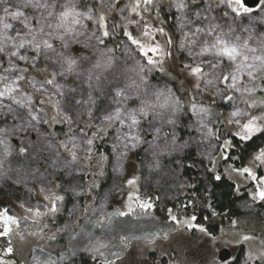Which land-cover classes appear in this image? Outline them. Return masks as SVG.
I'll list each match as a JSON object with an SVG mask.
<instances>
[{
    "label": "rangeland",
    "instance_id": "obj_1",
    "mask_svg": "<svg viewBox=\"0 0 264 264\" xmlns=\"http://www.w3.org/2000/svg\"><path fill=\"white\" fill-rule=\"evenodd\" d=\"M53 2L55 13L61 11L68 0H49ZM133 2L74 0L77 10L90 14L93 19H82L83 34L75 36L67 50L61 41H52L58 52L70 53L79 62L76 72L56 75L62 94H57V89L51 85H45L47 90L42 92L32 87L33 82L39 87L47 76L52 79L53 72L61 71L54 55H41L33 63L31 57L35 53L27 49L21 51L30 57L29 61L14 60L15 73L25 77L20 81L24 96L17 98L31 96L33 114L39 117V122L29 124L25 108L8 97L0 98V105L13 109L11 113L8 107L0 109V129L7 133L0 134V140L4 141L0 143V184L9 182L22 187L21 199L11 200L0 209V264H77L80 255L87 257L90 264H229L237 258L240 264L264 262V200L257 195L259 190H264V164L253 162L255 153L264 148V133L255 134L262 137L263 144L240 164L238 157L230 155L231 141L225 136L239 132L234 123H229L230 113L236 107L247 109L246 97L242 98L240 93L228 90L219 82L215 86L206 85L204 79H197L185 67L204 61L202 66L209 73L207 79H211L213 69L207 64L212 57L205 59L196 53L204 41H211L220 32L229 33L233 40L236 37L241 41L248 39L250 46L259 49L264 42V0H259L256 7L242 15L232 11L236 7L234 0H185L187 8L183 11L175 7L174 0H152L151 4L141 2L138 13L128 10ZM20 3L21 0H7V3L0 0V15L3 7L15 10L13 6ZM161 8L174 14L172 34L166 32L160 19ZM20 10L32 18L33 26L44 14L31 7ZM100 16L105 17L108 36H103L105 29L97 23ZM8 22L13 24L8 30L11 36L23 27L19 21L9 19ZM45 23H55V20L49 18ZM214 25L219 27L209 36L207 30ZM146 26L150 36H145L141 42L143 51L119 32L124 28L123 31L130 33L131 29V32L139 31L140 37ZM197 28L205 31L194 37L196 45L189 46L185 33L195 32ZM156 45H159L157 52L149 51ZM189 51L193 55L190 56ZM179 53L183 56L182 62L175 63ZM149 59L156 63L149 64ZM109 60L107 67H93L98 61L104 64ZM175 64L183 66H178V80L166 74ZM8 67L6 51L0 53V75L13 76L5 72ZM141 67L143 72H140ZM230 70L231 62L227 60L215 69L217 74ZM35 72L37 78L30 77ZM162 73L168 80L161 79ZM141 76L146 78L141 92L171 90L179 101V111L174 117L176 123H167V113L163 118H154L150 113L141 120L138 131L143 142L135 148L120 147L113 152L117 134L114 127L108 129L103 139H94L89 156L88 146L83 141L92 138L105 110L112 111L116 107L115 89L133 82L139 85ZM172 80L177 82L176 87L169 83ZM243 82L247 83V77ZM252 83L257 85L252 97L257 107L248 110L252 115H264V105L260 104L264 100V91H261L264 79L258 78ZM127 92L135 99V103L129 100L127 106H139L140 101L135 97L137 89L133 86ZM228 95L234 99L227 101L224 97ZM193 104L197 111L201 107L207 109V114L197 115ZM50 121L61 129L50 131L47 127ZM156 129H160L159 133ZM71 137L76 138L80 147L76 149L77 161L69 164L71 156L62 142L67 143ZM98 145L100 150L107 149L108 163L98 161ZM22 148L27 151L21 153ZM188 149H194L196 156L204 161L205 166L199 169H205L214 178L223 176L234 184L235 193L242 196L241 216L227 219L208 210L211 218L204 216V224L197 222L199 201L191 191L192 185L172 166L177 163L176 157ZM121 152L125 154L117 164ZM244 167L252 168L257 179L239 175L236 170ZM105 170H109L111 177L108 184L100 188L96 175L101 176ZM57 174L63 179L59 180ZM51 193L64 198L57 204L59 210L36 216L37 209L42 213L47 211L51 201L46 197ZM119 212L126 215H115ZM208 224L217 226L215 234L208 232ZM53 236L55 238L51 239ZM221 250H227L230 255L220 260Z\"/></svg>",
    "mask_w": 264,
    "mask_h": 264
},
{
    "label": "snow or ice",
    "instance_id": "obj_2",
    "mask_svg": "<svg viewBox=\"0 0 264 264\" xmlns=\"http://www.w3.org/2000/svg\"><path fill=\"white\" fill-rule=\"evenodd\" d=\"M4 3H7V0H3ZM141 2L144 4H151L152 0H134V2L128 6V10L132 13H138ZM175 7L183 11L187 8L185 0H174ZM236 7L232 8V11L237 15H242L250 11L248 7L244 6V0H234ZM231 6V4H229ZM15 10H10V7L2 8V15H0V53H5L9 57V67L5 69V72L13 73V76L9 75H0V98L8 97L12 99L17 105L25 108L28 111L30 117L29 124L31 121L39 122V117L33 114V109L31 105V96H27L22 99H18V96L23 97L24 94L21 91L20 81H23L25 77L22 74H16L15 69L17 65L14 63V60L19 61H29L30 57L28 55L22 54L21 50L31 49L35 55L31 57L33 63L41 56L52 54L56 57L55 63L59 64L61 71L59 73L53 72L52 79H48L44 84H40L37 87V82L32 83V87L37 92L46 91L45 85H51L53 88L57 89V94H62L59 90L61 85L55 81L56 75H65L71 74L77 71L79 67V62L74 58L70 53L65 54V52H58L52 43L53 40H59L62 42V47L67 50L69 48L70 41L75 36L82 35L81 29L85 27L84 24H81L83 18L92 20L93 17L84 12L77 10L74 0H68L62 6V10L59 12L53 11L56 7L55 4L49 3V0H21L20 4L13 6ZM21 7H31L33 9H40L44 14H42L36 22V26L32 25V18L27 16L24 11H21ZM197 15H199L197 13ZM53 18L55 23H45ZM19 21L22 24V28L15 36L8 34V30L13 28V24L8 21ZM134 22V21H130ZM98 25L105 29L103 31V36H108L109 32L106 30L107 25L105 22V17L100 16ZM189 23H191L189 21ZM183 27V25H181ZM219 25H214L212 28L207 30L209 36H213L215 29ZM161 33L163 29H159ZM202 28H197L195 32L185 33V40L189 46L196 45L197 41L194 38L196 34L204 32ZM94 35V34H93ZM125 35L129 37L133 44H136L138 47H141V50H144V46L141 44V41L132 36L131 33L125 32ZM144 35L150 36V32L146 29ZM100 43H103V40L99 37H96ZM171 43V41H169ZM181 47H185V44L182 43ZM159 50V45L151 47L149 51L157 52ZM259 51V54L257 52ZM111 52V49L108 50ZM144 54L147 56L148 52L145 51ZM101 55H105L101 53ZM189 55H193L189 51ZM197 56H203L207 59L209 56L212 59L208 62L207 67L213 69L211 79H207L209 73L205 72L204 67L202 66L204 61L196 64L195 66L185 65L186 68L190 69V74L197 77V79H204L206 85L215 86L218 82L224 84L228 90L240 93L241 97H246L244 102L247 104V109H241L240 107L234 108L230 113L231 119L229 123H234L240 130L236 135L241 140H251L256 133H264V115H252L248 109L256 108L257 102L255 99H252L255 92L257 91V85L254 81L259 79H264V42L259 46V49L252 47L248 43V39L241 41L240 37H236L235 40L229 38V33H216L213 36L211 41H204L200 46L199 52L196 53ZM51 58V57H49ZM223 60L231 62V70L226 73L217 74L215 69L220 67V64ZM111 61H107L102 64L98 61L93 65L95 69H100L102 67L109 66ZM149 64H155L156 61L149 59ZM140 72H143V68H140ZM247 77V83H244V78ZM91 80V77H89ZM99 79V77H97ZM141 84L137 85L133 82L132 85H127L125 88L115 89V97L118 99L115 100L116 107L112 111L105 110V114L101 117V123L96 126V130L92 133V138H87L83 141L84 144L88 146V153L91 156L92 146L94 144V139L100 138L103 139L108 134V129L116 128V143L112 145L113 152H116L120 147L127 150L128 148H135L139 143H142V137L139 134L138 128L142 119H145L151 113L154 118H163L165 113L168 114L167 123L175 124L174 119L175 114L179 111V101L174 97L171 90H156L152 93L141 92L140 88L146 82V78L140 77ZM251 85V86H249ZM135 87L137 92L135 93L136 99H139V106L129 107L127 103L129 100H132L135 103V99L128 94L127 89L130 87ZM91 87V84L89 85ZM200 85L197 84V88ZM264 91V89H261ZM219 92V89H217ZM151 97V98H149ZM227 101H232L234 97L228 95L224 97ZM52 97L49 96V101ZM91 99V97L89 98ZM80 103V101H77ZM261 105H264V100L260 101ZM3 107H8V112H13V109L10 106L0 105V109ZM193 111L199 113L207 114V109L200 108L197 111L196 105H192ZM89 115H91V109H89ZM67 118V117H66ZM70 119V118H68ZM202 123V121H201ZM91 127V125H89ZM125 129H127L125 131ZM159 133L160 129L155 130ZM0 134L7 135V133L0 129ZM175 142V136L172 138V143ZM0 143H4L3 140H0ZM227 144V142H226ZM62 147L69 153L71 160L69 164L74 163L78 159V154L76 149L80 147V143L76 141L75 137H71L67 143L62 142ZM27 149H20L21 153L26 152ZM125 153L121 152L117 159V164H119V158L122 157ZM108 157L101 155L100 160L106 161ZM253 162H258L259 164H264V148H260L255 155L253 156ZM239 175H248L251 179L256 180L257 177L253 173L252 168L244 167L242 169L236 170ZM216 179H220L219 176ZM129 183H134V181H129ZM258 197L264 200V190H259L257 193ZM50 206L47 207L46 212H40L39 209L36 210V216H44L48 213H56L59 209L57 207L58 202L62 201L63 196L56 195L51 193L49 197ZM149 206L150 205H141ZM31 212L32 209H29ZM129 211H132L129 208ZM115 215H126L124 212L115 213ZM175 219V217H173ZM203 230V229H202ZM54 239L55 237H50ZM126 239V238H122ZM248 239V237H245ZM12 249H8L10 252ZM115 255V254H114Z\"/></svg>",
    "mask_w": 264,
    "mask_h": 264
},
{
    "label": "trees",
    "instance_id": "obj_3",
    "mask_svg": "<svg viewBox=\"0 0 264 264\" xmlns=\"http://www.w3.org/2000/svg\"><path fill=\"white\" fill-rule=\"evenodd\" d=\"M160 19L165 24V30L166 32H169L172 34L173 28H174V14L169 13L163 10H159ZM122 28L119 32L125 34V30ZM145 30V29H144ZM129 32L134 36L136 39L143 42L145 40L144 31H141L140 37L138 36V32L135 30L131 32V29ZM138 33V34H137ZM183 56L179 53L176 55L175 63L182 60ZM181 59V60H180ZM182 62V61H181ZM181 67V65H174L171 66L170 70L166 72V74H172L171 76L178 80L179 76H177V70ZM183 68V66L181 67ZM166 74L162 73V78L168 80ZM175 74V75H173ZM37 72H35V75H32L30 77L37 78ZM180 75V74H178ZM48 77V76H47ZM46 77V81L48 78ZM152 77H154L152 75ZM177 77V78H176ZM38 81V80H37ZM169 83L173 84L174 87L177 86L176 81H169ZM52 125V126H51ZM60 125V124H59ZM50 131H56L58 129H61L58 124L49 122V125L47 126ZM226 138L230 139L232 149L230 150V155H233L235 157H238L240 164H243L245 158L249 153L252 151L258 150L261 145L263 144L262 137H259V135H255L251 140H241L239 137H237L234 134H228L225 136ZM100 146H97V154L101 157V155L108 156L109 153L107 149L100 150ZM101 162V160H98ZM109 159L106 160L108 163ZM177 163L172 165L175 169L180 171V177L184 179L187 183H190L192 185L191 191L195 195L196 199L199 201V205H197L198 208V214H196L197 222L203 223L204 220L203 217L211 218V212H214L217 215H222L223 217H226L227 219H233L241 216L243 214V211L240 208V202L242 200V196H239L234 191V184L228 180L227 178L221 176L220 179H216L213 177V175L209 172H207L205 169L201 170L199 169L202 166H205V163L202 159L198 158L195 154L194 149H188L184 153H182L180 156L176 157ZM202 174L204 176H202ZM100 176V175H99ZM96 175L98 179V183L100 188L107 185L109 182V179L111 177L109 170H105L101 176L99 177ZM81 177V176H80ZM57 178L59 180L63 179L62 175L57 174ZM82 178V177H81ZM95 188H92V192L95 191ZM22 194V187L15 186L12 183L5 182L0 184V209H2L5 206H8L9 203L12 201H19L21 199ZM208 208H203V207ZM211 211L210 213L208 212ZM216 227L217 226H211V224L206 225V228L209 233L215 234L216 233ZM79 261V262H78ZM77 264H90L87 257L84 255H80L77 260ZM229 264H240L238 258ZM259 264V263H255ZM261 264H264L261 263Z\"/></svg>",
    "mask_w": 264,
    "mask_h": 264
},
{
    "label": "water",
    "instance_id": "obj_4",
    "mask_svg": "<svg viewBox=\"0 0 264 264\" xmlns=\"http://www.w3.org/2000/svg\"><path fill=\"white\" fill-rule=\"evenodd\" d=\"M259 0H244V6L250 8H254L257 6ZM229 252L226 250H221L219 253V259L223 260L228 257ZM230 255V254H229Z\"/></svg>",
    "mask_w": 264,
    "mask_h": 264
},
{
    "label": "clouds",
    "instance_id": "obj_5",
    "mask_svg": "<svg viewBox=\"0 0 264 264\" xmlns=\"http://www.w3.org/2000/svg\"><path fill=\"white\" fill-rule=\"evenodd\" d=\"M53 4H55V3L53 2ZM81 24H83V21H81Z\"/></svg>",
    "mask_w": 264,
    "mask_h": 264
},
{
    "label": "bare ground",
    "instance_id": "obj_6",
    "mask_svg": "<svg viewBox=\"0 0 264 264\" xmlns=\"http://www.w3.org/2000/svg\"><path fill=\"white\" fill-rule=\"evenodd\" d=\"M186 205V204H185Z\"/></svg>",
    "mask_w": 264,
    "mask_h": 264
}]
</instances>
